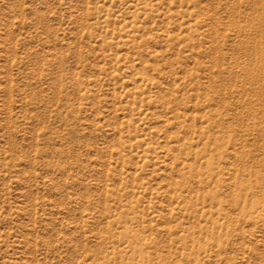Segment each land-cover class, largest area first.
Returning <instances> with one entry per match:
<instances>
[{
    "label": "rangeland",
    "instance_id": "rangeland-1",
    "mask_svg": "<svg viewBox=\"0 0 264 264\" xmlns=\"http://www.w3.org/2000/svg\"><path fill=\"white\" fill-rule=\"evenodd\" d=\"M0 264H264V0H0Z\"/></svg>",
    "mask_w": 264,
    "mask_h": 264
}]
</instances>
